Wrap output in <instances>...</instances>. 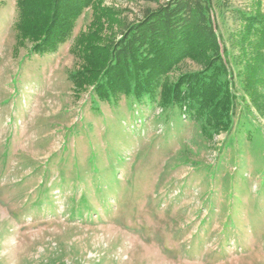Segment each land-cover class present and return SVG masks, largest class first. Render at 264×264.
<instances>
[{
    "label": "rangeland",
    "instance_id": "rangeland-1",
    "mask_svg": "<svg viewBox=\"0 0 264 264\" xmlns=\"http://www.w3.org/2000/svg\"><path fill=\"white\" fill-rule=\"evenodd\" d=\"M18 1L0 0V264H264V64L254 101L256 51L237 44L264 0H198L233 74L230 129L212 137L157 97L101 101L72 82L78 37L101 24L119 40L172 0H98L113 18L86 9L45 55L22 40ZM202 70L186 59L169 80Z\"/></svg>",
    "mask_w": 264,
    "mask_h": 264
},
{
    "label": "trees",
    "instance_id": "trees-1",
    "mask_svg": "<svg viewBox=\"0 0 264 264\" xmlns=\"http://www.w3.org/2000/svg\"><path fill=\"white\" fill-rule=\"evenodd\" d=\"M97 1L19 0L16 28L22 40L32 41L33 54H53L71 36L76 20L86 9L93 8L97 21L109 12L113 18L112 11L104 14L105 10L95 6ZM244 18V32L238 33L237 44L243 50L256 51L253 56L245 55L244 60L248 69L245 91L255 101L258 91L252 86L250 72L263 68L264 19L258 14ZM208 21L198 0H172L155 11L147 10L138 23L122 27L119 40L107 37L102 25H96L93 33L76 40L73 52L85 66L71 75L72 82L81 90L91 87L101 101L126 97L142 102L146 97H157L160 107L179 106L203 121L208 137L227 132L235 99L228 80L233 74L222 61L227 49ZM186 59L201 64L203 70L171 82L169 74Z\"/></svg>",
    "mask_w": 264,
    "mask_h": 264
}]
</instances>
